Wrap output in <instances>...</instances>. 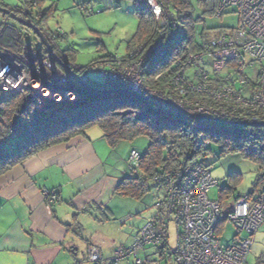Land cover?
<instances>
[{
    "label": "trees",
    "instance_id": "1",
    "mask_svg": "<svg viewBox=\"0 0 264 264\" xmlns=\"http://www.w3.org/2000/svg\"><path fill=\"white\" fill-rule=\"evenodd\" d=\"M131 1L138 19L137 29L127 45L126 55L118 61L122 65L134 63L150 46L166 47L152 68L143 70V81L149 88L171 94L175 88L172 86L173 79L184 68L183 77L188 84L195 85L202 72L210 76L214 87L227 82L230 72L224 76L222 73L214 74L209 71V62L204 60L195 67L187 66L188 56L209 50L212 39L224 34L211 37L212 29L202 25L206 19L219 20L230 13L236 14V10L229 9L216 18L215 11L221 0H154L166 10L167 22L161 26L146 0ZM44 4L45 0H24L22 10H9L44 34L48 14L41 10ZM202 26L204 29H201ZM169 33L172 36L170 41ZM57 34L58 31L48 32L46 39L50 47L53 44L51 36L56 37ZM59 60L64 65L69 64L65 59ZM116 61V57L109 56L87 68L75 67L72 72L90 90L57 65L65 74L66 82L47 86L53 91L52 97L44 98L32 89L0 94V175L46 148L67 143L76 136L84 135L88 129L97 127L111 149L139 137L149 141L147 149L139 153L137 165L127 167L126 177L114 191L118 197L142 201L149 193V185L164 188L161 180L172 178L184 159L191 156H201V165L210 169L207 152L211 143L220 147L221 154L238 152L254 162L257 175L250 195H264L263 126H251L252 123L241 121L239 114L226 121H201L161 99H139L128 93L120 82L110 78L109 70L115 67L113 64ZM190 68H198V72L186 76ZM89 71L101 73L103 81L89 80ZM175 92L179 97L184 96L179 91ZM185 93L188 97L196 96L189 90ZM56 98L62 101L58 102ZM253 116L262 119L259 113ZM235 198L229 194L228 187L220 189V202ZM257 264H264V254Z\"/></svg>",
    "mask_w": 264,
    "mask_h": 264
},
{
    "label": "built area",
    "instance_id": "2",
    "mask_svg": "<svg viewBox=\"0 0 264 264\" xmlns=\"http://www.w3.org/2000/svg\"><path fill=\"white\" fill-rule=\"evenodd\" d=\"M146 2L157 23L163 26L167 22L164 7L154 0ZM229 9L236 10L237 27L212 39L211 50L189 55L187 65L195 67L204 60L209 62L214 74L222 73L229 66L230 77L226 83L214 87L210 76L202 72L195 85L188 84L183 77L184 68L173 79L174 92L165 94L152 90L143 81V70L151 69L166 50L165 46L158 48L157 44L146 49L134 63L122 65L116 58L115 67L109 70L110 78L120 82L132 95L161 99L201 121H226L239 114L241 121L264 123V71L257 73L253 81L244 75L246 57L251 60L250 64L264 63V0H221L215 17ZM17 36L0 31V94L32 89L44 98L52 97L53 91L48 87L66 82L65 74L52 61L57 47L44 52L23 44L20 51L15 52L13 47H16ZM168 36L170 41L172 36L170 33ZM50 39L56 45V37ZM66 67L70 71L76 69L69 64ZM186 90L196 96L188 97ZM175 91L184 96L179 97ZM254 113L262 115V119L253 116ZM139 157V153L132 150L128 166H136ZM200 161L199 155L188 157L172 178L161 180L165 195L154 205L157 216L144 224L131 247H120L114 252L110 264L127 260L147 246L169 255L175 264H247L251 237L264 225V195L253 197L247 194L224 202L210 199V191L218 185L211 178L210 169L203 167ZM42 197L48 209L58 200L53 190L43 191ZM170 223L175 224L177 232L174 248L169 247L167 232ZM225 223L236 231L228 244H222L217 236L219 226ZM87 260L95 264L102 261L98 250L93 247L87 250ZM133 264L144 263L135 258Z\"/></svg>",
    "mask_w": 264,
    "mask_h": 264
},
{
    "label": "crops",
    "instance_id": "3",
    "mask_svg": "<svg viewBox=\"0 0 264 264\" xmlns=\"http://www.w3.org/2000/svg\"><path fill=\"white\" fill-rule=\"evenodd\" d=\"M41 10L46 12L44 5ZM6 19L10 18H3L0 27L6 24L16 31ZM54 46L58 48L51 44ZM20 48L17 43L13 51ZM35 50L46 48L41 43ZM132 150L142 153L127 141L111 149L101 131L92 127L0 175V264H95L87 260L90 247L98 250L99 264H110L114 252L126 244L116 231L122 228L116 224L112 203L128 199L114 195V191L127 175L125 166ZM52 190L58 200L48 209L42 193ZM137 253L117 264H132V258L149 264Z\"/></svg>",
    "mask_w": 264,
    "mask_h": 264
},
{
    "label": "rangeland",
    "instance_id": "4",
    "mask_svg": "<svg viewBox=\"0 0 264 264\" xmlns=\"http://www.w3.org/2000/svg\"><path fill=\"white\" fill-rule=\"evenodd\" d=\"M23 2L24 0H0V4L9 9L22 10ZM44 7L48 12L46 29H43L44 35L48 37V32L58 31L59 34L56 35L57 55L62 60L69 61V64L74 67L87 68L109 56L124 57L127 45L137 29L138 19L134 14V4L131 0H45ZM2 19L0 15V23ZM6 20L8 25L16 28L22 42L33 45L35 49L41 47L40 40L33 33L27 32L28 30L23 29L12 19ZM237 24V15L230 13L219 20L208 18L202 25L206 29H212L211 37H214L223 32L226 33L228 28L237 27ZM203 26L201 29H204ZM250 61L248 57L245 58L244 75L253 81L257 73L264 71V63L250 64ZM229 70L230 67L227 66L222 75L229 73ZM209 71H211L210 68ZM197 72L198 68H190L186 76ZM87 74L89 80L103 81L101 73L89 71ZM46 97L50 98L51 95ZM57 101L62 100L59 98ZM127 142L139 152L145 151L149 144L148 139L143 137ZM207 163L210 167L211 178L218 185L210 191V199L218 200L219 191L224 187L229 188V194L232 197L250 194L257 175V165L254 162L244 158L238 152L221 154L220 147L211 143L208 145ZM126 165L125 169L128 163ZM162 196L163 189H158L151 184L149 193L142 201L114 199L112 203L115 209L114 219L117 221L116 224L121 225L122 228L121 232L118 228L116 231L120 235L121 243H126L121 248H129L133 245L138 229L157 213L154 205ZM167 233L169 234V247L174 248L177 235L174 223H170ZM234 234H236L235 229L227 223L220 225L217 230V236L222 244L230 243ZM128 240L129 243H127ZM251 240L252 246L247 264H257L258 259L264 254V225L251 237ZM158 252L161 254L155 247L147 246L140 250L137 256L143 261L147 259L149 264H175L168 255L161 256ZM132 259L134 263L135 258Z\"/></svg>",
    "mask_w": 264,
    "mask_h": 264
},
{
    "label": "water",
    "instance_id": "5",
    "mask_svg": "<svg viewBox=\"0 0 264 264\" xmlns=\"http://www.w3.org/2000/svg\"><path fill=\"white\" fill-rule=\"evenodd\" d=\"M0 15H3L5 17H8L10 19H12L15 23L19 24L22 28L32 32L39 40L40 42L43 44V46H45L47 52H51V47L48 44V41L46 39V37L44 36V34L37 28L35 27L32 23H29L27 21H25L24 19L16 16L11 10L7 9V8H3L0 7ZM57 63V65L62 68L67 74H69L70 76H73L77 79V81H79L82 86H84L85 88L89 89L88 85H86L84 82H82V80L78 79L76 77V75L70 71L66 65H64L60 60H58L56 57L54 59ZM90 90V89H89ZM91 92L95 93L94 91L91 90ZM111 92H115V91H111ZM127 93V92H125ZM129 93V92H128ZM137 98L141 99H157L154 97H142V96H137ZM251 126H263L264 127V123H259V124H250Z\"/></svg>",
    "mask_w": 264,
    "mask_h": 264
},
{
    "label": "flooded vegetation",
    "instance_id": "6",
    "mask_svg": "<svg viewBox=\"0 0 264 264\" xmlns=\"http://www.w3.org/2000/svg\"><path fill=\"white\" fill-rule=\"evenodd\" d=\"M24 29V28H23ZM0 31L3 33L4 32V34H7V33H9V34H13V35H18V32H17V30L15 31V30H13L11 27H9V26H1L0 27ZM27 32H30V31H27ZM32 33V32H31ZM17 43H19L20 45H23L24 43H21V40H20V37H19V35L17 36ZM38 51H41V50H38ZM44 52H47V50H45ZM57 55V54H56ZM53 56V60L55 59V57L59 60V58L57 57V56ZM55 61V60H54ZM56 62V61H55Z\"/></svg>",
    "mask_w": 264,
    "mask_h": 264
}]
</instances>
